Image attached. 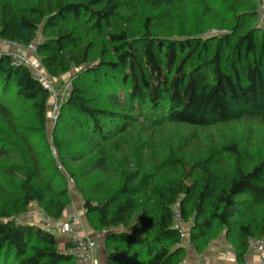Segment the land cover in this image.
I'll return each mask as SVG.
<instances>
[{
    "label": "trees",
    "instance_id": "obj_1",
    "mask_svg": "<svg viewBox=\"0 0 264 264\" xmlns=\"http://www.w3.org/2000/svg\"><path fill=\"white\" fill-rule=\"evenodd\" d=\"M259 8L258 0H0V39L36 44L55 79L79 69L50 139L51 90L0 54V93L18 103L0 97V264H77L65 252L72 239L60 247L57 233L19 219L32 204L62 219L70 180L88 222L106 231L107 264H181L177 204L198 252L226 232L244 264L249 239L264 235V158L210 132L264 122ZM213 28L225 30L209 35Z\"/></svg>",
    "mask_w": 264,
    "mask_h": 264
},
{
    "label": "rangeland",
    "instance_id": "obj_2",
    "mask_svg": "<svg viewBox=\"0 0 264 264\" xmlns=\"http://www.w3.org/2000/svg\"><path fill=\"white\" fill-rule=\"evenodd\" d=\"M258 2H259V7H260L259 11L261 12V18L260 20L258 21L256 20V21L258 22L260 26L261 25L263 26L264 25V0H258ZM226 21L227 19L225 20V22ZM224 30L225 28L223 30L213 28L208 31V34L209 35L217 34L219 31H224ZM0 50H2V48H0ZM26 53L27 55H29V57L31 58L33 62V65L38 70L40 69V70L45 71L41 63V60L37 58L36 54L30 53V52H26ZM77 71H79V69L76 68L72 72L66 75H63L60 78H56V79L51 78L50 83L49 82L45 83L48 86L50 84L51 87L55 90L54 95H52L51 97L49 111H48V116H49L48 134H49L50 139H52V133H53L55 122H56L55 117L59 114L58 111L55 112V107L56 105L59 104V100H56L55 94L60 95L65 85H67V83L72 80L73 78L72 75L74 73L76 74ZM124 93H125L124 91L119 90V95H123ZM0 94H1L0 97L3 100L7 101L8 103L14 106L18 105L12 92L10 93L1 92ZM190 130L194 131L193 128ZM221 132L222 134H224V136H227L229 139L239 141L240 145H242L243 147H247L250 153L253 155L254 159L264 158V122L260 118H245L242 121L233 123L232 125L225 127L223 129L221 128V129L213 130L210 133H212L217 138V136ZM69 188H70V194L72 197V203L66 209L65 215L62 219L69 217L71 213L73 212H77L79 215V224L77 225V228H79L83 226V223L86 224V219H87V218L84 219V216L86 215V213L83 207L84 205L83 198L72 180H70ZM45 217L47 216L41 211V209L36 204H32L29 207V210L27 211V213L22 215L19 219L22 222H28V223H32L35 225H41L43 218ZM90 226L92 225L90 224ZM57 236H58L60 247H64V245L72 239V236H65V235H60V234H58ZM102 236H103L102 239L106 237L105 234H102ZM221 238H225L227 248L231 249V251L229 252V255H231L233 258L236 259L237 264H241L237 260V256L235 252V245L228 239L226 232H221L216 237L212 238L207 248H205L202 252H199L200 256L196 259H198L199 261H204V260L211 261V259H213L214 257L218 256V254H220L219 253L220 251L222 253L223 250H221L220 249L221 246L218 245V242H219L218 240H221Z\"/></svg>",
    "mask_w": 264,
    "mask_h": 264
},
{
    "label": "built area",
    "instance_id": "obj_3",
    "mask_svg": "<svg viewBox=\"0 0 264 264\" xmlns=\"http://www.w3.org/2000/svg\"><path fill=\"white\" fill-rule=\"evenodd\" d=\"M0 54L6 53L13 58V62L17 65H26L31 68L33 72V77L40 80L44 85L49 88L54 95L55 90L49 84L51 77L46 70H38L34 65L26 52L36 54L37 58L39 56L36 53V44L31 43L27 46L16 42H10L7 40L0 39ZM5 49V50H4ZM71 91V81L65 85L63 91L60 95L55 94L56 100H59V104L55 107V112H59V107L62 99L69 96ZM59 115V114H58ZM55 117V121L58 117ZM173 218L176 227L180 231L181 241L180 246L186 249V251H191L195 258H198L199 252L193 247L190 235H189V223L185 222L182 216V211L180 206L177 204L173 209ZM79 224V215L77 212L71 213V215L65 219L54 220L49 217L43 218L41 226L47 230L54 231L57 234L72 236V243L65 249V252L72 256L77 264H98L97 261V248L98 241L95 238L80 234L77 232V225ZM106 232V231H104ZM248 251L256 253L259 257V264H264V235L260 238L251 237L248 241ZM185 259L181 262L183 264Z\"/></svg>",
    "mask_w": 264,
    "mask_h": 264
},
{
    "label": "crops",
    "instance_id": "obj_4",
    "mask_svg": "<svg viewBox=\"0 0 264 264\" xmlns=\"http://www.w3.org/2000/svg\"><path fill=\"white\" fill-rule=\"evenodd\" d=\"M84 219H86V215L84 216ZM77 232L97 239L98 241L97 261L99 262L98 264H107L109 260V253L105 245L106 237L102 239L103 237L102 234H106V232L95 230L92 226H90L87 219H86V224L83 223V226L77 228ZM218 241H219L218 245L221 246L220 249L223 250V252L221 253L220 251L219 252L220 254H218V256L211 259V261L210 260L209 261L207 260L199 261L193 256L191 251H187L186 256L184 258L185 262L183 264H237L236 259L233 258L231 255H229V252L231 251V249L227 248L225 238H221V240H218ZM245 263L246 264H259L258 255L256 253L248 251L245 256Z\"/></svg>",
    "mask_w": 264,
    "mask_h": 264
}]
</instances>
